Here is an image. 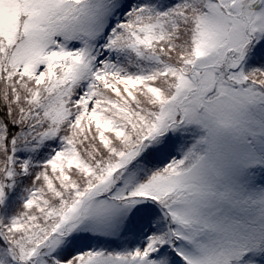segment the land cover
I'll return each instance as SVG.
<instances>
[{
  "label": "snow or ice",
  "instance_id": "obj_1",
  "mask_svg": "<svg viewBox=\"0 0 264 264\" xmlns=\"http://www.w3.org/2000/svg\"><path fill=\"white\" fill-rule=\"evenodd\" d=\"M0 264H264V0H0Z\"/></svg>",
  "mask_w": 264,
  "mask_h": 264
}]
</instances>
